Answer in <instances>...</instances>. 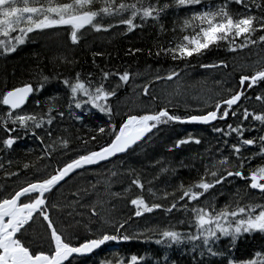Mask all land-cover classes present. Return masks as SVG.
<instances>
[{
  "label": "trees",
  "instance_id": "16d2710c",
  "mask_svg": "<svg viewBox=\"0 0 264 264\" xmlns=\"http://www.w3.org/2000/svg\"><path fill=\"white\" fill-rule=\"evenodd\" d=\"M127 2L135 3L136 0ZM148 4L158 9V15L154 13L155 18L138 16L134 21L136 27L131 31L126 25L115 22L117 17L128 18V13L106 16L101 25L108 30L95 31L92 27L82 29L78 33V43H72L69 27H54L29 33L25 43L18 45L15 52L0 55V98L15 86L31 84L35 91L25 106L15 110L14 116L27 114L37 118L35 122L29 121L27 127H22L18 122L12 123L7 119L10 110L0 104V193L3 190L0 198L8 196L16 186L21 187L30 182L29 179L38 172L45 171V176H49L72 158L105 146L113 138V127L118 128L129 115L124 111L118 113L112 105V99L105 102L111 109L110 113L83 104L87 97L82 94L73 100L65 80L72 84L78 76L81 82L94 91L93 85H103L109 90L110 80H114L115 85L120 83L124 88L130 86L129 81L125 83L119 79V75L125 72L130 79L140 77L148 85L155 81L154 77L165 79L173 72L178 73V77L181 74L190 76L187 79L194 84L201 79H204L203 82L208 80L207 73H216L218 77L210 81L211 88L225 90L227 87L223 85L228 82L230 89L228 94L224 93L220 97L219 102L239 89L237 82L240 75H252L264 69V43L258 41L264 31H257L253 35L252 38L258 41L256 44L250 43L244 48L239 47L243 38H237L235 51L230 50L233 45L227 41H220L199 54L194 53L183 59H174L170 51L183 42V36L192 33V28L185 24L192 17L206 11L226 9L234 19L252 16L264 20V0H245L243 4L235 0H201L199 4L191 5H179L177 0H144V5ZM108 20L113 22L108 24ZM192 23L199 24V21ZM219 71L225 75L219 74ZM105 73H108L106 79ZM194 73L197 76L189 75ZM226 74L225 83L219 85L218 82H223L220 79ZM123 87L116 90V97L120 96ZM244 92L238 106L233 108L235 116L230 112L225 120H219L211 127L173 122L160 124L154 133L125 155L98 168L82 170L73 175L64 182L68 185L66 189L73 185L72 190L67 192L65 189L49 195L47 210L50 218L58 232L68 233L66 235L71 238L73 245L105 233L118 237L90 254L65 264H132L133 256L137 257L136 264H248L250 260L259 259L257 253L264 257V232L258 230L242 232L235 238L217 233L218 238L204 244L194 211L203 207L199 205L202 203L201 197L195 201L188 197L180 199L183 190L199 183L202 178L214 183L219 176L227 177L215 185L223 190L222 206L228 203L230 197L237 200L253 193L260 197L263 195L252 191L246 179L227 176L228 171L240 170L246 177L249 172L264 166V156L259 155L264 124L251 116L248 120L243 119L244 109L254 115L264 114V101L256 99L257 96L264 97V81L251 88L246 86ZM76 101L82 103L81 108L75 107ZM162 108L181 118L199 112L178 106ZM147 112L136 110L130 114L142 115ZM49 119H52L51 124L48 123ZM36 123L42 126L37 128ZM228 125L234 128L242 125L243 137L231 132ZM8 128L15 131L9 132L6 130ZM101 128L105 130L103 133L100 132ZM184 128H188L189 132ZM192 132L199 135H192ZM9 138L15 140L11 147L4 144ZM242 139H254L256 143L245 146L241 143ZM182 140L189 142L179 143ZM63 141L68 142L67 147L63 146ZM233 145L241 146L239 155L233 151ZM214 151L227 161L221 166L217 165L219 169L217 166L215 168V157L210 158ZM241 164L243 167H240ZM207 167L214 168L212 172H217L218 177L210 176ZM133 181L143 184V189ZM153 191L161 196L158 194V199L151 198ZM136 198H143L149 206L160 207L138 217L135 214L137 208L131 203ZM107 199L110 200L106 205L104 201ZM173 204L176 207H172ZM235 206L237 210L239 207L247 208L248 204L238 202ZM166 216H171L177 222L184 219L185 222L181 226L163 228L144 236L126 230L135 218L151 225L153 217L162 220ZM229 217L220 222L225 226L231 223L234 227L235 221L241 218ZM101 220L109 223L108 230L104 231L97 224ZM209 227L214 228L215 224ZM164 231L181 234V241L168 240L162 235ZM27 232L24 239L30 241L36 251V245L41 244L44 236L43 221L39 219V222L32 223ZM124 236L129 239L124 240ZM191 236L201 238L192 240L189 239Z\"/></svg>",
  "mask_w": 264,
  "mask_h": 264
},
{
  "label": "snow or ice",
  "instance_id": "6c2138e0",
  "mask_svg": "<svg viewBox=\"0 0 264 264\" xmlns=\"http://www.w3.org/2000/svg\"><path fill=\"white\" fill-rule=\"evenodd\" d=\"M201 0H177L179 5L199 4ZM236 3L243 4L245 0H235ZM22 4V6H18ZM99 5V6H98ZM128 13V18L121 19L120 24L133 30L136 25L134 21L138 16L141 18H155L154 13L158 15V9L151 4L144 5V0H136L135 3H129L127 0H0V55L15 52L18 45L25 43V38L29 33L34 31H42L44 29L54 27H69L71 29L70 38L73 44L78 43V33L91 26L95 31L108 30L103 25L97 23L98 18L111 17L114 15H123ZM193 21H199V24H193ZM187 27L192 28L190 35L183 36V42L178 44L176 48L170 51L174 59H183L191 57L194 53L199 54L203 50L208 49L211 45L218 44L220 41H227L233 45L230 50L235 51V42L237 38H243L240 48L247 47L250 43L256 44L258 41L264 43V35L258 37V41L253 39V35L257 31H264V20H257L252 16H241L233 18L226 9H220L216 12L206 11L197 16L192 17L191 21L185 22ZM258 25V27L256 26ZM112 25H109L111 27ZM19 32V35L13 36V33ZM187 42V43H184ZM215 67L216 65H212ZM226 66V65H224ZM105 79L108 73H105ZM178 73L169 74L166 79L172 80ZM159 78V77H158ZM47 77H45V80ZM119 79L123 82L129 80L127 72L120 74ZM264 81V69L255 71L251 76L242 75L239 83L241 90L235 92L230 98L217 102L214 110L208 111L202 115H192L186 119L170 114L166 108H162L154 113H145L143 115L129 114L121 125L112 129L113 139L106 146L100 147L97 151H91L85 155L66 163L59 168L54 174L47 178L37 180L35 182H27L25 186L14 190L8 196L0 198V264H65L74 254H88L95 249L100 248L108 241L117 240L115 235L102 234L98 238L88 239L74 246L69 236L62 232H58L47 210L46 194L53 191L62 181L78 169L88 165L97 164L107 160L118 153L126 152L133 145L141 141L148 133L157 128L160 124L173 121L181 123H202L208 124L217 119H226L230 112L233 116L236 112L233 106L238 105L241 98L245 95L244 88H251L258 82ZM65 85L71 89L73 100L78 94L87 97L82 103L90 104L93 108L99 109L101 112H111L105 104L106 101L116 93L114 90H106L103 85L97 86L94 91L86 86L84 82L77 80L75 83L69 84L64 81ZM43 84L40 85V89ZM35 91L31 84H25L22 87H16L9 90L0 98V104L7 106L10 111L7 113V119L12 123H19L22 127H27L29 121H36L34 115H15V110L21 109L27 101L30 94ZM144 94L148 95V89H144ZM257 100L264 101V97L257 96ZM82 103L76 101L75 107L81 108ZM221 109H224L221 111ZM51 111V109H50ZM61 115H63L61 113ZM14 116V119H13ZM264 124V114H253L247 109L243 111V119L248 120L249 117ZM52 123V119L48 120ZM37 128L41 127L40 123H36ZM231 132L238 133L243 137V126L233 127L228 125ZM9 132L15 129H6ZM105 130L100 129L103 133ZM222 132L223 129H215ZM93 139H95L93 137ZM262 147L259 155L264 156V137H260ZM189 141L182 140L179 143H187ZM199 143V140L195 141ZM15 143L13 138L4 141L5 146L11 147ZM63 146L67 147V141H63ZM242 145L253 146L256 141L254 139H242ZM233 151L239 155L241 146L233 145ZM221 163H227L226 160ZM27 168L28 165H25ZM240 167H243L241 164ZM213 177H218L217 172L210 173ZM12 175H16L13 173ZM227 176H237L242 179H249V187L264 192V166L258 167L252 171L248 177L240 170L228 171ZM227 177L219 176L214 183L206 182L205 179L182 191L180 199L188 197L190 200H198L210 188L216 184L222 183ZM139 188L143 189V184L139 181H133ZM200 189L202 191H196ZM136 206V215L140 216L144 212H151L153 208L160 205L149 206L143 198L131 200ZM172 207H176L173 204ZM259 209V210H258ZM196 213V223L203 236L204 244H208L213 238H218L217 233L225 236L231 235L235 238L242 232H251L258 230L264 232V206L250 205L247 208L239 207L235 211L222 210L213 215L215 210H205L202 208L194 209ZM95 214V210H93ZM241 218L235 221V226L229 223L225 226L220 221L227 217ZM37 217H42L46 222L47 228L50 230V251H35L32 243L24 239L28 231V227L35 222ZM215 224V227L209 225ZM122 228L123 225L121 224ZM163 237L173 242L181 241V234L175 231H164ZM124 240L129 239L128 236L122 237ZM201 236H191L189 239L197 240ZM159 243V241H157ZM258 260H250L248 264H264V257L260 253L256 254ZM137 257H132V264H136Z\"/></svg>",
  "mask_w": 264,
  "mask_h": 264
},
{
  "label": "rangeland",
  "instance_id": "374dc122",
  "mask_svg": "<svg viewBox=\"0 0 264 264\" xmlns=\"http://www.w3.org/2000/svg\"><path fill=\"white\" fill-rule=\"evenodd\" d=\"M18 6H22V4H20ZM105 19H106V17L98 18V20L96 22L99 24H102L105 21ZM121 19H123V17H117V19H116L117 21H115V22L120 25L119 21ZM111 22H113V20L107 21L108 24H111ZM144 23L145 22H143V24ZM44 30H49V29H44ZM44 30H42V31H44ZM19 34H20L19 32H16V33H13L12 35L15 36V35H19ZM218 73L225 75V73H221L220 71ZM206 75L209 76L210 81L213 78L215 79L218 77V76H216V73H210V74L207 73ZM209 79L207 81L205 80L203 82V80H202V81L194 84V82L191 83L190 79H186L184 74H181L180 77H178V75H177L172 80H168V79H166V77H165V79H163L161 77H159V78L154 77L155 81H153L152 84L148 85L140 77H132L131 79L129 77L128 81L131 83V85L126 87V88L121 86L120 83L115 85V81L110 80L109 83H110L111 87H110L109 91L115 90V92H116V90H118L120 87H123L124 89L121 90L120 96L116 97L117 96V94H116L115 96H112L109 99L113 100L112 102H114V103H112V105H113V107H115V110L118 113L120 111H124V112H126V114H130L136 110L137 111L146 110L150 113H154V112H157L160 109H162V107H166V106L167 107H171V106L177 107L178 106V107L184 108V109L189 110V111L206 112L208 110L214 109L215 104L218 102V100L220 99V97L224 93L228 94L230 92L229 86L226 85L228 82L225 85H223L224 87H227L225 90L218 91L217 88L216 89L211 88V86L209 85L210 84ZM224 79H226L225 76L220 79V80H223V82H218L219 85L225 83ZM140 82H142V83L140 84ZM113 85H115V86H113ZM93 87L96 88L97 85H93ZM145 88L148 89V95L144 94ZM186 130H189V129L187 128ZM192 135H199V134L192 132ZM211 157L212 158L215 157L214 159H216L215 164H214L215 168L218 167L217 165L221 166L223 164V163H221V161H223L225 159L223 156H220L217 151H214V154L210 155V158ZM217 169H219V167ZM212 171H214V168L207 167V172L209 174ZM215 171H216V169H215ZM78 173H80V172H77L76 174H78ZM45 174H46L45 171L38 172V173L34 174L33 178L31 177L29 180L30 181L42 180V179L48 177V176H45ZM210 176H212V175L210 174ZM65 183L61 186L55 187L52 192H50L49 194H46L47 198L49 195L52 196V195H55L56 193L63 192L66 189V187L68 186ZM22 184L23 183H21L20 185H22ZM216 188L217 187L210 188L207 192H205L204 195L201 196L202 203H199L200 206H203V207H201L202 209H205L208 211H211L214 209L215 210V212H213L214 216L216 213H218L224 209H227V208H235L233 210V211H235L236 210L235 205L238 202L239 203H247L248 206H250V205L259 206V204L264 206V197H259L258 195L254 194V193L249 195L248 197H245V196L240 197L237 200L234 197H230L229 201L227 199L228 203L225 204L224 206H222L223 190L221 188H217V189ZM14 189H17V187ZM72 189H73V185L69 186L65 191L68 192L69 190H72ZM61 190H63V191H61ZM0 194H3V190ZM158 194H157V192L153 191L151 193V198L153 197V198L158 199L159 195H160V194L159 195ZM0 197H1V195H0ZM109 200L110 199H107V201H104V204H105V202H106V205L109 204ZM180 209L181 210L183 209L182 206H180ZM183 212H185L184 209H183ZM39 218H42V217L36 218L35 222H39ZM150 221H153L151 223V225L142 223L140 218L139 219L135 218L126 230L128 232L131 231L132 234H135L138 236H144V235L148 234L149 232H154V231L158 232L159 230H161L163 228L164 229L165 228H172V227L175 228L178 225H180L181 223L185 222L184 219L177 222L173 218H171V216H166L162 220L153 217ZM99 222L100 223H97V224L102 226V229L104 231L108 230L107 228L110 225H109V223H107V221L101 220ZM43 224H44V236H43V239L41 240V244L36 245L35 249L37 251L44 250L45 252H48V251H50V248H51L50 230L47 229L46 223H43ZM66 234H68V233H66ZM39 249H42V250H39Z\"/></svg>",
  "mask_w": 264,
  "mask_h": 264
},
{
  "label": "water",
  "instance_id": "95a60500",
  "mask_svg": "<svg viewBox=\"0 0 264 264\" xmlns=\"http://www.w3.org/2000/svg\"><path fill=\"white\" fill-rule=\"evenodd\" d=\"M20 87H22V86H20ZM239 90H241V87H240ZM6 107H7V106H6ZM215 122H216V120H215V121H212V122H210V123H208V124H202V123H192V124H197V125H211V124H214ZM185 123H187V122H185ZM187 124H190V123H187ZM148 134H149V133H148ZM148 134H147V135H148ZM147 135H146V136H147ZM146 136H145V137H146ZM145 137H144V138H145ZM144 138H143V139H144ZM143 139H142V140H143ZM139 142H140V141H139ZM133 146H134V145H133ZM133 146H132V147H133ZM129 149H130V148H129ZM129 149H128V150H129ZM128 150H127V151H128ZM127 151H126V152H127ZM126 152L118 153V154H116L115 156H112V157H110V158L107 159V160L101 161V162H99V163H97V164L88 165V166H85V167H95V166H98V165H100V164H102V163H105V162H107V161H109V160H111V159H113V158H115V157H117V156H119V155H123V154H125ZM73 173H74V172H73ZM70 175H71V174H70ZM70 175H69V176H70ZM69 176H68V177H69ZM68 177H67V178H68ZM67 178H66V179H67ZM66 179H65V180H66ZM249 180H250V178H249ZM62 182H63V181H62ZM255 190L260 191V190H258V189H255Z\"/></svg>",
  "mask_w": 264,
  "mask_h": 264
},
{
  "label": "bare ground",
  "instance_id": "6f19581e",
  "mask_svg": "<svg viewBox=\"0 0 264 264\" xmlns=\"http://www.w3.org/2000/svg\"><path fill=\"white\" fill-rule=\"evenodd\" d=\"M212 66V65H211ZM219 66H222V64H220ZM210 67V66H209ZM238 71V70H237ZM185 75V74H184ZM189 75H196L195 73L194 74H189ZM226 75H228V74H226ZM197 76V75H196ZM229 76H230V73H229ZM231 76H232V74H231ZM242 75H240V77H241ZM195 77V76H194ZM225 77H227V76H225ZM240 77L238 78V82L237 83H239V79H240ZM186 79L187 78H190V76H187V77H185ZM204 78V77H203ZM202 80H204V79H201V81ZM207 81V80H206ZM209 81H210V79H209ZM208 81V82H209ZM213 82V81H212ZM217 82V81H216ZM182 83V82H181ZM188 83V82H187ZM186 83V84H187ZM191 83H193V81H191ZM207 83V82H206ZM217 84V83H216ZM213 85H215V84H213ZM226 85H228V83L226 84ZM233 85H234V83H233ZM238 88H239V86H238ZM231 97V96H230ZM230 97H228V98H230ZM161 101V100H160ZM169 108H171V107H169ZM181 109V108H180ZM173 123H178V124H181V125H186V124H183V123H181V122H178V121H173ZM184 130L185 131H187V132H189V130H186L185 128H184ZM183 131V130H182ZM154 159V158H153ZM28 176V175H27ZM21 181V180H20ZM17 188H19V186H16ZM13 191V190H12ZM209 198V197H208ZM252 201V200H251ZM228 218H230V217H228ZM186 219V218H185ZM182 220V219H181ZM230 221V220H229ZM180 224V223H179ZM181 226V225H180ZM152 234V233H151ZM136 245V244H135ZM134 245V246H135ZM140 246V245H139ZM134 248V247H133ZM140 250V249H139Z\"/></svg>",
  "mask_w": 264,
  "mask_h": 264
},
{
  "label": "flooded vegetation",
  "instance_id": "af4514ba",
  "mask_svg": "<svg viewBox=\"0 0 264 264\" xmlns=\"http://www.w3.org/2000/svg\"><path fill=\"white\" fill-rule=\"evenodd\" d=\"M264 193V192H263Z\"/></svg>",
  "mask_w": 264,
  "mask_h": 264
}]
</instances>
